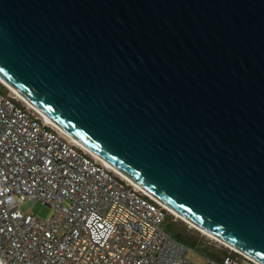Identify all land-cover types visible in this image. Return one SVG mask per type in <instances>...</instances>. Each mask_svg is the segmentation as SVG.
I'll list each match as a JSON object with an SVG mask.
<instances>
[{
    "label": "water",
    "instance_id": "water-1",
    "mask_svg": "<svg viewBox=\"0 0 264 264\" xmlns=\"http://www.w3.org/2000/svg\"><path fill=\"white\" fill-rule=\"evenodd\" d=\"M0 82L104 169L264 264V0H0Z\"/></svg>",
    "mask_w": 264,
    "mask_h": 264
},
{
    "label": "built area",
    "instance_id": "built-area-1",
    "mask_svg": "<svg viewBox=\"0 0 264 264\" xmlns=\"http://www.w3.org/2000/svg\"><path fill=\"white\" fill-rule=\"evenodd\" d=\"M169 212L0 90V264H195L163 230ZM230 251L201 264H254Z\"/></svg>",
    "mask_w": 264,
    "mask_h": 264
},
{
    "label": "rangeland",
    "instance_id": "rangeland-1",
    "mask_svg": "<svg viewBox=\"0 0 264 264\" xmlns=\"http://www.w3.org/2000/svg\"><path fill=\"white\" fill-rule=\"evenodd\" d=\"M0 90L3 91L4 93H10V91L7 88H5L1 83H0ZM19 209L24 214L33 215V216H36V217H38L40 219H44V220L48 219L49 216L53 212V210L50 207H47V206H44L38 202H32V201L23 202L22 204H20ZM169 215H171V217H169L171 223L166 225L163 222V224H162V228L166 232H169L170 231L169 229L173 230L174 232H176L178 230L180 231V229L182 228L180 222L183 223V225L186 227V230L194 229V230L198 231L194 227L190 226L186 222L179 219L177 216L173 215L171 212H169ZM199 233L202 236H204L205 240H207V244L212 246L213 251H215V253L218 256H220V258L223 257L224 255L228 254L229 252H231L229 248L213 242L209 236L203 234L202 232H199ZM186 258L195 264H201L206 260V258H204L202 255H200L193 248H189V250L186 254Z\"/></svg>",
    "mask_w": 264,
    "mask_h": 264
},
{
    "label": "trees",
    "instance_id": "trees-1",
    "mask_svg": "<svg viewBox=\"0 0 264 264\" xmlns=\"http://www.w3.org/2000/svg\"><path fill=\"white\" fill-rule=\"evenodd\" d=\"M169 217H171V215H166L164 224L167 225L171 223ZM180 224L182 227L180 231L178 230L174 232L173 230L169 229L170 231L167 233L178 242L184 244L189 248L195 249L200 255H202L206 259L220 258V256H218L215 251H213L212 246L207 244V240H205L204 236H202L199 231H196L194 229L186 230V227L183 225V223L180 222Z\"/></svg>",
    "mask_w": 264,
    "mask_h": 264
},
{
    "label": "bare ground",
    "instance_id": "bare-ground-1",
    "mask_svg": "<svg viewBox=\"0 0 264 264\" xmlns=\"http://www.w3.org/2000/svg\"><path fill=\"white\" fill-rule=\"evenodd\" d=\"M1 83V82H0ZM2 84V83H1ZM178 217V216H177ZM179 219H181L182 221H184L181 217H178ZM185 222V221H184ZM195 228V227H194ZM197 229V228H195ZM198 230V229H197ZM200 230V229H199ZM201 231V230H200ZM203 234L207 235L206 233H204L203 231H201ZM208 236V235H207Z\"/></svg>",
    "mask_w": 264,
    "mask_h": 264
}]
</instances>
